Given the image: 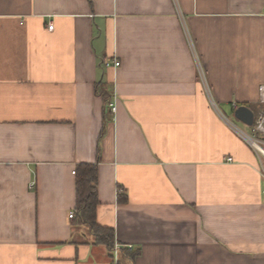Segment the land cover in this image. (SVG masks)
Segmentation results:
<instances>
[{
    "label": "crops",
    "instance_id": "crops-1",
    "mask_svg": "<svg viewBox=\"0 0 264 264\" xmlns=\"http://www.w3.org/2000/svg\"><path fill=\"white\" fill-rule=\"evenodd\" d=\"M262 84L264 0H0V264H111L94 162L123 264H264Z\"/></svg>",
    "mask_w": 264,
    "mask_h": 264
},
{
    "label": "trees",
    "instance_id": "trees-1",
    "mask_svg": "<svg viewBox=\"0 0 264 264\" xmlns=\"http://www.w3.org/2000/svg\"><path fill=\"white\" fill-rule=\"evenodd\" d=\"M101 94L103 95L106 107L111 110L112 92L103 89ZM98 172L97 162L80 163L77 165L75 170L77 201L74 218L78 223L84 224L93 233L96 242L103 243L112 250L115 242L113 228L102 226L97 221V207L99 205ZM119 200L124 201L127 198L120 197ZM126 251L121 252L120 264H123L125 259L130 258L133 260L136 254L128 250Z\"/></svg>",
    "mask_w": 264,
    "mask_h": 264
},
{
    "label": "built area",
    "instance_id": "built-area-1",
    "mask_svg": "<svg viewBox=\"0 0 264 264\" xmlns=\"http://www.w3.org/2000/svg\"><path fill=\"white\" fill-rule=\"evenodd\" d=\"M50 29H53L52 23H50L49 26ZM106 66H110L111 64L115 66H120L121 62L119 60H105ZM258 103L262 105L258 111L255 112V117H254V122L251 125L253 131L256 133L257 137H251L249 135H245L246 138L257 148V150L264 155V153L255 145L258 144L259 146L264 148V84L259 86V95H258ZM110 108L112 113H115L117 110V106L114 101L110 103ZM228 160H232L231 157L228 158ZM119 191H122L120 189ZM70 218L75 217V212L71 211L69 214ZM118 243H114V246L111 250V264H120V259H121V252H120V247ZM126 249L128 250H133V245H126Z\"/></svg>",
    "mask_w": 264,
    "mask_h": 264
},
{
    "label": "water",
    "instance_id": "water-1",
    "mask_svg": "<svg viewBox=\"0 0 264 264\" xmlns=\"http://www.w3.org/2000/svg\"><path fill=\"white\" fill-rule=\"evenodd\" d=\"M235 117L246 125L251 126L254 122L255 111L243 105L236 109Z\"/></svg>",
    "mask_w": 264,
    "mask_h": 264
},
{
    "label": "rangeland",
    "instance_id": "rangeland-1",
    "mask_svg": "<svg viewBox=\"0 0 264 264\" xmlns=\"http://www.w3.org/2000/svg\"><path fill=\"white\" fill-rule=\"evenodd\" d=\"M258 111V108H255V112ZM232 119L235 121V123H237L238 125H240L241 127H243V129H245L247 131V133H244V135H249L251 137L256 138L257 135L256 133L253 131L252 126H244L242 123H240L235 117H232ZM262 154V153H261ZM263 155V154H262ZM264 156V155H263Z\"/></svg>",
    "mask_w": 264,
    "mask_h": 264
},
{
    "label": "bare ground",
    "instance_id": "bare-ground-1",
    "mask_svg": "<svg viewBox=\"0 0 264 264\" xmlns=\"http://www.w3.org/2000/svg\"><path fill=\"white\" fill-rule=\"evenodd\" d=\"M263 153H264V148L259 146L258 144H255Z\"/></svg>",
    "mask_w": 264,
    "mask_h": 264
}]
</instances>
